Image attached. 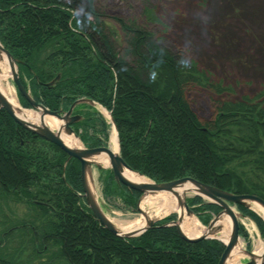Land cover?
I'll return each instance as SVG.
<instances>
[{
	"label": "trees",
	"instance_id": "obj_1",
	"mask_svg": "<svg viewBox=\"0 0 264 264\" xmlns=\"http://www.w3.org/2000/svg\"><path fill=\"white\" fill-rule=\"evenodd\" d=\"M71 1L0 0V41L18 60L20 81L34 100L52 111L67 110L80 98L105 107L117 127L124 161L156 183L192 177L222 191L264 199V100L260 96L229 100L223 93L232 89L212 84L208 89L224 96L216 102L214 118L202 122L186 100L189 79H195L190 73L196 71L186 70L180 54L162 44L157 25L164 22L155 7H145L142 25L118 20L127 44L119 48L102 31V15L94 0L86 6ZM77 8L84 14H76ZM87 15H96L97 24ZM159 69L167 70L163 85L158 84ZM58 75L59 81L48 86ZM159 77L164 78L162 73ZM19 99L24 108L31 107L20 94ZM88 116L91 119L80 125L82 141L96 140L92 133L98 132L106 142L110 126L105 118L97 111ZM66 160L60 147L26 130L0 108V203L40 204L39 209L54 211L59 219L53 229L47 216L41 217L40 226L18 227L21 238H15L14 252L21 255L25 245H34L37 257L29 264L36 260L50 264L45 255L58 264L219 263L225 250L222 242L215 238L188 242L176 227L163 226L176 215L136 238L108 231L82 196L80 163L72 159L65 166ZM101 183L105 197L121 203L117 209L138 212L140 192L116 184L111 170L102 172ZM188 203L204 225L221 210L200 197ZM238 209L264 237V220L245 206ZM18 228L0 221V264H22L11 254V240L3 239L14 238L12 232ZM50 234V247H58L52 252L44 250ZM247 234L241 227L239 236L249 242Z\"/></svg>",
	"mask_w": 264,
	"mask_h": 264
},
{
	"label": "rangeland",
	"instance_id": "obj_2",
	"mask_svg": "<svg viewBox=\"0 0 264 264\" xmlns=\"http://www.w3.org/2000/svg\"><path fill=\"white\" fill-rule=\"evenodd\" d=\"M58 1L65 4L72 2L71 0ZM80 2L81 6H86L89 0H80ZM94 2V7L102 15L100 22L105 28L102 31H107L119 48L127 44L118 20L136 21L135 23L142 25L144 24L145 7H155V14L157 13L156 15L160 16L164 22L157 25L158 36L164 37L162 44L169 47L174 55L180 54L179 58L182 59L186 70L194 68L196 71L190 73L194 74L192 77L195 79H189L190 85L186 89V100L202 122H209L214 118L216 102L224 95L229 100L242 96H249L253 100L260 96L261 101L264 100V0H94ZM82 10L83 8L79 10L77 8L76 14L83 15ZM87 17L93 25L97 24L96 15H87ZM122 54L126 55V52ZM158 71L160 75L156 76L161 81L158 84L163 85L167 79L165 77L167 70L159 69ZM161 73L164 78L159 77ZM11 83L18 97L12 78ZM212 84L217 86L222 84L232 91L226 92L227 94L223 93L224 95L216 94L208 89ZM97 108L100 109L99 106ZM106 115L104 118L108 120ZM108 133L110 144L112 126ZM95 179L97 197L110 219L128 220L141 216L138 212L117 209L116 206H121V203L105 197L99 172L95 173ZM6 203H0L2 207L0 217H3L2 220L6 222L8 228H24L25 225L27 227L40 226L42 216H47L46 221L52 224L51 226L49 223L51 229H53V223L59 221L54 211L50 210L47 214L39 209V206H29L18 201ZM147 211L152 218L155 213H158L156 207H149ZM173 214L176 213L159 214L158 218H166ZM2 220L0 218V221ZM20 223L22 226H19ZM247 227L250 242L248 249L252 251L256 240L260 238L264 240V238L259 235L254 224L249 223ZM19 228L12 232V234L15 233L14 238H11L13 235L3 237L6 241L7 238L11 240L12 252L18 247L16 243L21 238L18 235L20 234ZM28 238H31V233ZM50 238L46 240L47 245L44 250L56 251L58 248L56 245L50 247L53 234H50ZM240 241L242 247L246 249L248 241L244 238ZM39 243L42 244V242H37L40 249ZM25 246L27 248L21 255H18V252H11V254L22 261V264H29L31 259L37 256L33 252L34 245ZM47 256L45 255V261L48 263H59L56 258L48 261ZM247 260L245 256H241L240 264H245ZM40 263V260L33 261V264ZM60 264L64 263L60 262Z\"/></svg>",
	"mask_w": 264,
	"mask_h": 264
},
{
	"label": "water",
	"instance_id": "obj_3",
	"mask_svg": "<svg viewBox=\"0 0 264 264\" xmlns=\"http://www.w3.org/2000/svg\"><path fill=\"white\" fill-rule=\"evenodd\" d=\"M3 55L6 56L9 65L12 71V80L15 82L16 87L20 94L28 101L31 106V109H15L12 104L8 101L6 96L0 90V108L4 109L19 125L24 127L26 130L42 137L43 139L57 145L60 147L67 155V161L65 166L71 159H76L79 161L81 165V180L84 190V196L86 198L87 204L91 209L92 213L96 217V219L101 223L103 227H105L108 231L113 233L114 235L124 238V239H131L135 237H139L146 233L147 231L154 228L155 224L162 220L163 218H151L148 216L145 211L141 209V204L145 199L146 195H155L159 193H171L175 195L178 199L179 207L183 210V214L181 216L178 215V219L171 221L170 223L165 224V227H176L178 233L182 237V239L188 242H199L202 240L207 239H214L222 242L225 246V250L220 257L218 264H228L232 255L234 254L235 249L238 247L240 243V227L243 219H249L246 217L241 211L237 209V206H245L247 209L252 208V204L259 205L264 210V199L257 195L251 194H233L228 191H222L212 185H207L206 183L200 182L192 177H183L179 178L170 182L165 183H156L151 180L146 182H138L127 178L124 175L125 170H129L141 177L146 178L139 172L134 171L128 164L124 161L120 154V145H119V152L115 154L112 152L110 147L108 146H100V147H93V148H82V147H75L70 146L64 141V136H74L79 139V137L75 134L74 130L72 129V125L77 123L78 120L81 118L78 115H73V110L77 104H89L91 106H96L97 103L92 99L83 98L76 101L69 111L61 114V111H52L45 107L44 105L37 103L34 98L31 96L30 92L26 90L23 84L20 81L19 77V67H18V60L14 58V56L4 47L2 42L0 41V60L2 59ZM60 79V75H58L53 81H51L48 86H53L56 82ZM32 111V112H41V123L37 124L35 122L26 119V117L20 116L18 113L20 111ZM54 118L58 122V128L56 131L52 130L45 122L46 117ZM111 117V116H110ZM112 118V117H111ZM113 120V119H112ZM114 131L118 137L117 127L113 121ZM119 143V137H118ZM105 156L107 159L110 160V166L105 167L102 165L98 160L100 157ZM94 168L99 170L104 169H111L114 174L115 182L121 186H126L131 190H135L140 192L142 195L138 200V210L144 217L146 223L145 226L139 231H131V232H124L119 230L113 221L106 215L104 210L102 209L99 199L97 197V192L95 188V177H94ZM64 180L65 177L63 176ZM185 189L186 191L183 195L180 196L179 190ZM193 193L194 197H200L203 200L211 203L212 205H217L221 208L216 217L210 221L208 226H206L207 233L204 235H200L198 237H189L183 230L184 226V214L188 217L194 216V211L189 207L188 204V197L187 193ZM190 196V197H191ZM226 216L231 218V230H230V237L227 242H224L218 237H215L213 233L218 232L221 229L220 223L224 220ZM264 220V216H261ZM242 256H245L248 260L245 264H264V254L261 257L257 256L253 251L245 249ZM260 259V261H259Z\"/></svg>",
	"mask_w": 264,
	"mask_h": 264
},
{
	"label": "bare ground",
	"instance_id": "obj_4",
	"mask_svg": "<svg viewBox=\"0 0 264 264\" xmlns=\"http://www.w3.org/2000/svg\"><path fill=\"white\" fill-rule=\"evenodd\" d=\"M12 78V71L11 67L9 65V62L5 55H3L2 59L0 60V90L2 93L6 96L8 101L12 104V106L15 109H21V106L19 105L18 97L16 94V91L11 83ZM21 113H18L22 117H26V119H29L32 122H35L37 124L41 123V112H32V111H20ZM105 113L106 111L103 110ZM46 124L52 129L56 130L58 128V122L51 117H46L45 119ZM64 141L70 145V146H76V144H79V141L77 139L70 138L68 136H64ZM110 149L115 154H118L119 152V143H118V137L116 132L114 131L112 133L111 139H110ZM102 165L105 167L110 166V160L107 159L105 156H102L98 160ZM124 175L134 181L138 182H146L149 181V179L141 177L129 170H125ZM185 189H180L179 193L180 196L183 195L185 192ZM186 197H190L193 195V193L186 192ZM141 209L145 211V213L148 214L149 217L152 218V216L148 213L147 209L149 207H156L158 209V213H155L153 218H158L159 214L167 215L170 213H176L178 215L184 213L183 210L179 207L178 199L175 197V195L171 193H159L155 195H146L144 201L141 204ZM252 207L254 210L258 212V214L264 216V210L257 204H252ZM184 226L182 227L184 232L189 237H198L200 235H204L207 233V229L203 227L202 224L197 220L196 217H188L186 214H184ZM115 226L124 232H131V231H139L145 226V219L144 217L138 216L134 217L128 220L123 219H115L112 220ZM231 218L229 216H226L224 220L220 223L221 229L218 232L213 233L215 237L220 238L224 242H227L230 237V230H231ZM238 247L235 249L234 254L232 255L230 261L228 264H240L241 256L243 255L245 249L242 247V243L240 241ZM253 252L261 257V255L264 254V240L261 238L256 240ZM260 261V259H259Z\"/></svg>",
	"mask_w": 264,
	"mask_h": 264
},
{
	"label": "flooded vegetation",
	"instance_id": "obj_5",
	"mask_svg": "<svg viewBox=\"0 0 264 264\" xmlns=\"http://www.w3.org/2000/svg\"><path fill=\"white\" fill-rule=\"evenodd\" d=\"M70 107L67 110H64L63 109V112L61 114L63 115L65 112L69 111ZM60 111H61V109H60ZM93 111H95V110L92 107L87 106V105H84V104H82V105L81 104H77L75 106L74 110H73V115H78V116L81 117L78 120L77 123H75V124L72 125V129L74 130L75 134L78 137H80L81 140H82V137L84 136V130H83V126L80 127V125H82V123L88 122V120L91 119L90 118L91 116H88V113L89 112H93ZM92 135H94L96 137L95 138L96 140H94V141H88L86 143L82 141L83 142L82 144L84 145L85 148H93V147H100V146H106L107 145L106 142H105V140L102 138L101 135H99L98 132H96V133L93 132ZM41 205H43V204H41ZM38 206H40V204Z\"/></svg>",
	"mask_w": 264,
	"mask_h": 264
}]
</instances>
